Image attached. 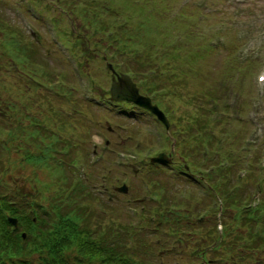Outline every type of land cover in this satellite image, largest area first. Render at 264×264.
I'll use <instances>...</instances> for the list:
<instances>
[{"label":"rangeland","instance_id":"374dc122","mask_svg":"<svg viewBox=\"0 0 264 264\" xmlns=\"http://www.w3.org/2000/svg\"><path fill=\"white\" fill-rule=\"evenodd\" d=\"M99 27L113 28V47L105 31L91 34ZM151 63L166 67V76L158 81L167 93L153 104L169 125L182 129L179 144L185 146L184 153L171 148V131L177 126L170 125L171 139H163V126L149 113L138 108L128 112L129 103L114 105L108 99L109 65L118 75L134 72L135 81L149 69L157 76L159 69ZM216 88L211 101L207 89ZM188 116L194 117L192 124ZM196 130L203 132L202 142L215 141L217 146L224 135L230 136L235 156L248 162L251 151L243 153L239 145L257 141L255 146L264 148V0H0L1 205L10 203L22 216L44 218L52 225L59 214L53 204L71 207L75 201L73 207L84 217L83 225L88 222L91 238H104L112 247L111 242L118 241L123 255L138 250L139 264H204L194 256L197 248L216 259L212 264H264V245L248 248L255 236L253 222L239 215L234 200L225 204L224 195L203 226L187 223L176 235L166 232L165 222L162 230L153 229L158 220L156 211H149L156 205L151 189L158 196L165 193L167 202L182 210L179 217L192 222L204 207L209 209L212 187L224 191L223 183H245L243 176L236 178V169L223 178L226 181H214L216 173L210 177V153L202 154L200 145L191 150ZM136 147L141 153H131ZM160 148L165 155L174 151V162L162 165L167 170H149L148 159ZM148 149L152 154L142 157ZM131 154L138 156L132 160ZM183 161L194 171L188 173ZM74 179L85 186L71 200ZM122 183L125 194L117 191ZM180 192L183 196L178 197ZM245 196L240 204L254 198ZM30 207L47 213H29ZM141 209L151 221L138 216ZM260 217L257 222L264 230V215ZM145 221L151 227L141 230ZM224 223L240 233L239 240L232 250L230 241L216 254L208 252L211 248L203 247L212 241L209 234L223 232ZM27 240L31 243L32 237ZM229 252L233 257L218 263L219 255ZM61 254L62 264H76L74 249ZM43 256L44 251H34L12 257L8 264H42ZM81 263L90 264L85 259Z\"/></svg>","mask_w":264,"mask_h":264},{"label":"trees","instance_id":"16d2710c","mask_svg":"<svg viewBox=\"0 0 264 264\" xmlns=\"http://www.w3.org/2000/svg\"><path fill=\"white\" fill-rule=\"evenodd\" d=\"M32 1L40 2V0H32ZM100 30L102 32L105 31V34H106L105 38L109 40L108 42L109 45L113 47L114 45L111 43L113 42L114 37H115V31L113 30V28L99 27L98 31H95L91 34L98 33ZM97 35L102 36L99 34ZM98 44H101V43H98ZM101 45H102L101 47H104L103 44ZM109 53H112V50H110ZM126 53L127 51H125L124 54ZM149 57H150L149 55H146V57L144 56V58H149ZM155 59H157V57ZM150 65L159 69L157 76H156L155 69L146 70L145 71L146 74H142V76L140 77L139 84H142L141 89L144 93H147V95L151 96L153 99H156L158 95L167 93V90H168L167 87L164 86L160 81H158L159 77L166 76L167 71H166V67H164L163 65L159 66L153 63H151ZM116 66H119V64L116 63ZM141 68H146L145 64H143ZM142 70L143 69L140 70V73L142 72ZM129 72L132 73L133 76H135L134 72L132 71H129ZM141 78H142V81H141ZM207 91L209 92V95H207L208 99H210L211 101H214L217 95V88L212 91H209L207 89ZM195 103L196 102H193L194 107H196ZM197 111L199 112L198 109ZM211 120L215 121L213 119ZM193 121H194V117L188 116L189 124H192ZM224 125H226V123H224ZM176 129H177L175 132L176 136H174V146H176V151L181 150L184 153L185 146L182 143L181 144L184 147L179 144V142L182 140V137L184 136V133L180 127L177 126ZM205 133L207 135L211 133L208 129V126H207V130ZM203 136L204 134L202 131L200 130L195 131L194 133L195 142L191 150L193 151L197 146L200 145V147L202 148L201 150L202 154L208 155L210 153L209 159L211 163H209L207 166H209L211 178L216 173L213 179L214 181H217V183H219V181L221 180L226 181L227 178L225 180H223V178L232 176L234 169H236L234 171L236 178L240 179L241 177H237L238 172L242 170L245 171V173H243L242 175L244 177V182H245L243 186H240V185L230 186V184L226 182V183H223V184H226V186H224L225 187L224 191L223 190L217 191L216 189H213V187L211 186L212 187V191H210L211 195L208 194V197H210L212 201V200H219V198H221V196L224 195L225 204L234 200V202H236L238 205L239 215L245 221L253 222L251 231L255 236L249 243L251 244L248 247L249 250L252 247H257V245H264V230L263 229L260 230L261 225L260 223L257 222L258 218L260 219L261 218L260 216L264 215V163L262 162L264 160L263 159L264 158L263 147L262 146L257 147L255 145H250V146L239 145V148H238L239 151L243 153H247V152L250 153L251 151V154H250L251 160L250 162H248V159H246L245 157L238 159L235 156L236 146L233 145L234 144L233 141L229 140L230 136L224 135L226 136V138L223 140V143H219L218 146L215 145L217 144L215 143V141H209V143L207 141L202 142ZM171 142L172 141H170V144ZM165 145H167V141H163L162 147H165ZM208 147L210 148V151ZM136 150L138 152L142 151L138 147H136ZM190 156L191 154L189 152V158L192 160ZM204 162H205V159H204ZM181 165L185 166L187 165V163L183 161ZM255 166L257 167L256 171H255ZM144 167L145 166H143V168ZM148 167H149L148 168L149 170H152L154 168L158 170H167V168L164 166L150 165L149 163H148ZM193 171L194 170H191V172ZM141 179L144 183L145 178H141ZM75 181L76 182L74 183L75 185L73 186V190L69 191L70 194L68 195V198H71V200H73V198L79 197V193L82 191L81 188L85 186V184L79 181V179ZM209 181L211 183V179H209ZM254 182H257L260 184L253 187L251 183H254ZM208 186L210 185L208 184ZM65 189L66 187L62 189L63 190L61 192L62 195L64 194ZM153 190L154 189H151V196L153 197V200L155 201L156 205L152 209L149 207V211H151L152 213L156 211L157 213L158 222L155 225V227H153L155 231L162 230V227L160 224L162 222H165L167 233L175 234V235L180 234L179 231L182 229L183 225L186 226L187 223L196 222L197 225H200V226L207 224L211 220V218L207 217L208 214L211 211L213 212L216 210V209L211 210L210 208L204 209L205 208L204 207L202 210H206L205 215L197 217L192 222H189V220L183 221L179 217V213H181L180 211L182 210L179 209V207H176L173 204H170L169 202H167L168 198L165 193L158 196L157 192L154 191L157 195L156 196L155 194H153ZM213 191L214 193H212ZM245 193H247V195L249 194V197L251 195L254 197L247 205L240 204V201H243L246 198ZM179 196H183L182 193H179L178 197ZM206 197H207V193L204 198ZM55 200L56 199H53V201ZM68 201L70 203L69 199ZM75 203L76 202L74 201L71 207L69 205L64 207L63 203L61 202L59 204L54 203L52 208L59 211V214L57 216L58 222L52 225L51 223L45 221L44 218L28 219L26 217L31 216V215L22 216L21 215L22 213H18L17 210L13 209L10 203H6L4 205L0 204V264H4V263L8 264V260L10 258L19 256V255L29 254L34 251H38V252L44 251L45 256L41 257L42 264H62L64 263L65 258L63 257L61 253H63L66 250V248H71L75 250L76 252L75 260H77L76 264H82L81 262H83L84 259L87 260L88 263L90 262V264H139L140 256H139L138 250L137 252H135L136 250L131 251V253L126 252L125 253L126 255H123L119 253L120 248L117 249L118 241L111 242L114 245V247H112L111 245H107V242L109 241H107L104 238L103 239L105 241L102 238L95 240L92 237L93 238L92 239L89 234L90 231L86 228L88 226V222H86L83 225L84 217L82 216V214H80L79 211H76V209L73 207ZM164 203H169V204L167 206H164L163 205ZM210 203H209V206H210ZM222 203L223 202L221 201V204ZM30 208L33 210V214L37 213L39 216H41L42 213L44 214L47 213L45 210H42L43 209L42 207L41 209L39 208V211L42 210L40 212L35 211V208H32V207ZM63 208H68L66 209L64 214L61 213ZM221 210L222 209H220L219 212ZM133 213L134 214L136 213L135 208H134ZM9 216L17 219V227H13L12 224L8 222ZM138 216H140L142 219L146 221H151L152 219V216L151 215L148 216L147 211L142 210V209L140 210ZM188 217L189 218L191 217L189 211H188ZM146 221H145V225L142 224L141 230H148L151 227V225L146 224L148 223ZM174 225H179V226H176L174 228ZM213 225H215V223H212L210 227L213 228ZM184 229H187V228H184ZM22 233L26 234V237L24 239L21 237ZM239 235L240 233L237 230H235L232 226H229V224L224 223L223 232L217 233L216 235L209 234L212 241L204 244L205 246L203 248L204 249L211 248V250L208 252H212L213 254H216L217 250H221L224 245H228L230 241H232L229 244L231 245L232 247L231 250H232L234 249V246L236 245L235 242L239 240ZM28 237L30 238L32 237L31 243L28 242L27 240ZM122 242L123 240L119 239V244L120 243L122 244ZM245 246L246 245H244L243 248ZM204 253H206V251H204L203 249L198 250L197 248L195 250L194 256L196 254L197 259H200L201 260L200 262L203 261L204 264H212L210 261L216 260L215 258H206V254ZM132 254H134L135 256H133ZM227 257L232 258L233 254L229 252L227 255H219V258L217 260L218 263H222V261L226 260ZM19 264H29V263L27 261L20 260Z\"/></svg>","mask_w":264,"mask_h":264},{"label":"water","instance_id":"95a60500","mask_svg":"<svg viewBox=\"0 0 264 264\" xmlns=\"http://www.w3.org/2000/svg\"><path fill=\"white\" fill-rule=\"evenodd\" d=\"M111 69V66H108ZM112 70V69H111ZM111 101H127L133 104H136L146 110H148L151 114L156 116L161 122L165 124V127H168V123L162 114V112L158 109L156 105L151 104V101L147 97H143L139 94L138 88L131 81V79L126 75L116 76V80L111 82V86L109 89ZM152 163H161V164H169L171 163V158L164 153L159 154L157 157H153L150 160ZM118 191L125 192V186H122L118 189ZM14 226H16V219H9Z\"/></svg>","mask_w":264,"mask_h":264},{"label":"flooded vegetation","instance_id":"af4514ba","mask_svg":"<svg viewBox=\"0 0 264 264\" xmlns=\"http://www.w3.org/2000/svg\"><path fill=\"white\" fill-rule=\"evenodd\" d=\"M38 231V230H37Z\"/></svg>","mask_w":264,"mask_h":264}]
</instances>
